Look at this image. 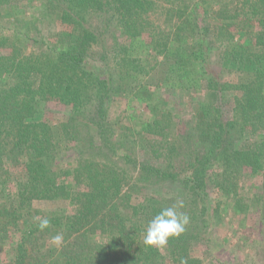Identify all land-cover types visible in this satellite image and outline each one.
<instances>
[{"label":"trees","instance_id":"trees-1","mask_svg":"<svg viewBox=\"0 0 264 264\" xmlns=\"http://www.w3.org/2000/svg\"><path fill=\"white\" fill-rule=\"evenodd\" d=\"M25 8L57 27L0 34V264L264 259V0H0V20ZM157 74L180 86L134 125L114 119ZM53 85L68 106L57 123ZM167 93L214 116L164 109ZM178 202L184 233L146 246L148 222Z\"/></svg>","mask_w":264,"mask_h":264},{"label":"rangeland","instance_id":"rangeland-1","mask_svg":"<svg viewBox=\"0 0 264 264\" xmlns=\"http://www.w3.org/2000/svg\"><path fill=\"white\" fill-rule=\"evenodd\" d=\"M14 13V12H13ZM15 21L16 18L19 20L16 24H14V20L12 17H7L6 20L2 19L0 20V34L2 35H10L14 31H24V30H32V35L35 37H39L40 35L46 37L49 34V30L52 28H56L57 25L54 24L48 25V23H45L44 18L41 16L40 12H38L36 9L33 8H25L24 10H17L14 13ZM11 20V21H10ZM216 47V46H215ZM3 51L0 49V53ZM138 79H140L138 77ZM164 79V76L162 74H157L156 76H149L146 77L145 80L142 81V84H139L138 87H136L135 92L133 96L128 97L127 99L120 98L116 104V106L113 108L112 115L113 118L116 119L124 114H126V118L129 121V125L132 126L134 123H136L137 119L135 114L138 113V110L140 106L144 103H147L149 105H152L154 103L158 104V100L160 97V93L163 90V87L167 83V85L172 84L175 89H177L178 86H180V79L179 78H171L169 81H164L163 84L162 80ZM32 84V83H30ZM55 87V94L49 92L50 95V101H49V108H51V114L49 116V120L51 122L57 123L62 118L59 114L61 112L68 111V106L61 101L64 99L63 93L64 91L61 88ZM164 90L162 91V93ZM200 97V96H199ZM60 100H58V99ZM166 100L171 101L170 106H166L164 109H176L179 110V115L182 117H190L195 111L198 109L201 110L207 117L211 118L214 116L213 112V106L205 101L203 97L201 98H194L191 104L189 103H181L178 102L177 98H170V93H167ZM138 107V110H137ZM136 109V110H135ZM52 110L57 111L52 112ZM194 143V142H193ZM254 254L249 257V251H242L238 255L239 262L238 264H264V259L262 258V254L260 257L257 256L256 251L253 252Z\"/></svg>","mask_w":264,"mask_h":264},{"label":"clouds","instance_id":"clouds-1","mask_svg":"<svg viewBox=\"0 0 264 264\" xmlns=\"http://www.w3.org/2000/svg\"><path fill=\"white\" fill-rule=\"evenodd\" d=\"M183 207L182 202L164 208L153 219L148 222L146 232L144 234L143 243L149 247L164 248L168 245L169 240L178 238L184 233L186 226L189 224V216L179 208ZM39 229L45 230L50 226L48 218H38ZM54 246H61L63 243V235L58 233L51 238ZM182 264L184 262L182 261Z\"/></svg>","mask_w":264,"mask_h":264}]
</instances>
